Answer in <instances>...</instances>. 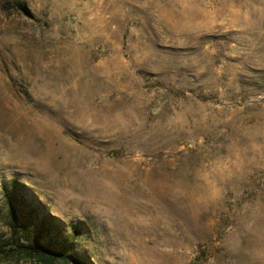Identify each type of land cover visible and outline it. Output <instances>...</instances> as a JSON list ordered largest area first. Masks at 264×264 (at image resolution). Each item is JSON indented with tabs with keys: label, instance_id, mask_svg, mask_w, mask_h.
<instances>
[{
	"label": "rangeland",
	"instance_id": "rangeland-1",
	"mask_svg": "<svg viewBox=\"0 0 264 264\" xmlns=\"http://www.w3.org/2000/svg\"><path fill=\"white\" fill-rule=\"evenodd\" d=\"M14 181L88 264H264V0H0V235Z\"/></svg>",
	"mask_w": 264,
	"mask_h": 264
},
{
	"label": "trees",
	"instance_id": "trees-1",
	"mask_svg": "<svg viewBox=\"0 0 264 264\" xmlns=\"http://www.w3.org/2000/svg\"><path fill=\"white\" fill-rule=\"evenodd\" d=\"M19 183L3 187L8 234L0 235V257L14 263L88 264L75 244L78 226H72L71 234L61 228L43 203L26 197Z\"/></svg>",
	"mask_w": 264,
	"mask_h": 264
}]
</instances>
